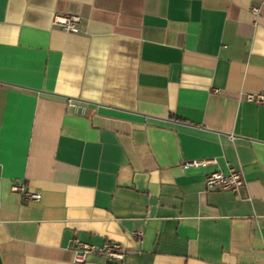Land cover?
I'll return each instance as SVG.
<instances>
[{"label": "crops", "instance_id": "1", "mask_svg": "<svg viewBox=\"0 0 264 264\" xmlns=\"http://www.w3.org/2000/svg\"><path fill=\"white\" fill-rule=\"evenodd\" d=\"M261 90L264 0H0V264H264Z\"/></svg>", "mask_w": 264, "mask_h": 264}, {"label": "built area", "instance_id": "2", "mask_svg": "<svg viewBox=\"0 0 264 264\" xmlns=\"http://www.w3.org/2000/svg\"><path fill=\"white\" fill-rule=\"evenodd\" d=\"M255 15H258L259 10L257 8L253 9ZM82 19L78 15L71 14H56L53 18V24L61 28L62 31L70 34L80 33V24ZM246 99L250 103H255L258 105L264 104V90L258 93L247 94ZM68 104L75 109H79L80 104L69 99ZM213 161L209 160H195L188 162V166L194 167H205ZM246 184L243 174L236 169H231L229 173H223L221 171H215L207 175L206 177V189L208 191H232L236 194L240 193L242 187ZM12 191L21 194L25 200L40 201V193H32L26 190L22 183H14L12 186ZM136 237H141V233H135ZM97 255L107 258L110 262L119 263L123 262L125 259L126 252L123 250L122 246L115 242H107L102 246H95L89 243L80 241L79 239L74 242V261L76 263H85L88 256Z\"/></svg>", "mask_w": 264, "mask_h": 264}]
</instances>
